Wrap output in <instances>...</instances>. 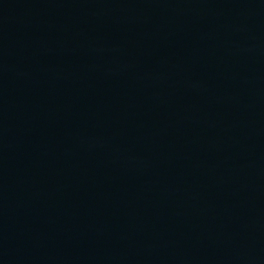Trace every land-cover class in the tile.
<instances>
[{"label": "water", "instance_id": "1", "mask_svg": "<svg viewBox=\"0 0 264 264\" xmlns=\"http://www.w3.org/2000/svg\"><path fill=\"white\" fill-rule=\"evenodd\" d=\"M0 264H264V0H0Z\"/></svg>", "mask_w": 264, "mask_h": 264}]
</instances>
